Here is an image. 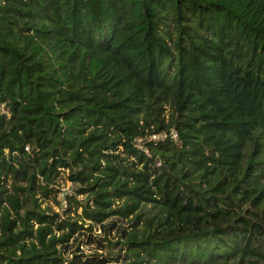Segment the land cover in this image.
Here are the masks:
<instances>
[{
  "label": "trees",
  "instance_id": "trees-1",
  "mask_svg": "<svg viewBox=\"0 0 264 264\" xmlns=\"http://www.w3.org/2000/svg\"><path fill=\"white\" fill-rule=\"evenodd\" d=\"M0 105V264H264V0H0Z\"/></svg>",
  "mask_w": 264,
  "mask_h": 264
},
{
  "label": "rangeland",
  "instance_id": "rangeland-1",
  "mask_svg": "<svg viewBox=\"0 0 264 264\" xmlns=\"http://www.w3.org/2000/svg\"><path fill=\"white\" fill-rule=\"evenodd\" d=\"M0 111L1 112H7V109L5 106L0 105ZM40 183V180H38V184ZM56 186L60 188V193L57 194V196H49L47 199H43L41 206L42 207H49L53 211H61L62 209L65 208L66 202L64 200L65 196L67 194L72 193V189L74 185L69 182L64 176H62L56 183ZM78 200L84 199V195H78L77 196ZM81 214V208L78 207L76 210L72 206L70 209L69 214L73 215V213ZM87 222V221H86Z\"/></svg>",
  "mask_w": 264,
  "mask_h": 264
},
{
  "label": "built area",
  "instance_id": "built-area-1",
  "mask_svg": "<svg viewBox=\"0 0 264 264\" xmlns=\"http://www.w3.org/2000/svg\"><path fill=\"white\" fill-rule=\"evenodd\" d=\"M166 134L165 133H158V134H152L148 140H152V141H158V140H163L165 138ZM172 136L175 137L176 133H172ZM136 145L138 148L142 149L143 151L146 152L144 143H143V139L142 138H137L136 139Z\"/></svg>",
  "mask_w": 264,
  "mask_h": 264
}]
</instances>
